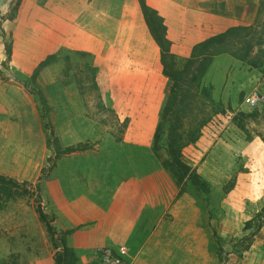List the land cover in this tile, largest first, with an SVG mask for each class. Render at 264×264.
I'll return each instance as SVG.
<instances>
[{
    "label": "rangeland",
    "instance_id": "1",
    "mask_svg": "<svg viewBox=\"0 0 264 264\" xmlns=\"http://www.w3.org/2000/svg\"><path fill=\"white\" fill-rule=\"evenodd\" d=\"M218 1L148 0L167 21L199 11L195 26L178 22L187 25L189 49L178 58L240 27L203 53L206 71L179 112L184 138L203 121L181 148L203 187L177 182L161 164L163 147L152 149L170 82L136 0H0V177L13 182H0V264H55L67 234L54 221L58 199L82 189L105 199L127 178L155 202L154 219L164 211L165 264H264V209L256 214L264 206V145L246 144L264 138V99L242 101L253 90L264 96V0H220L222 13ZM98 247L79 255L68 247L65 261L97 264Z\"/></svg>",
    "mask_w": 264,
    "mask_h": 264
},
{
    "label": "crops",
    "instance_id": "2",
    "mask_svg": "<svg viewBox=\"0 0 264 264\" xmlns=\"http://www.w3.org/2000/svg\"><path fill=\"white\" fill-rule=\"evenodd\" d=\"M145 2L158 10L148 0H145ZM219 3L220 0L217 4V10L221 11L218 13H222ZM230 8L226 6L227 11L231 10ZM188 13L182 14V18L175 20L170 16L169 21H167L164 15L159 13L164 18L166 24L165 35L170 41V52L174 55H185L187 53L186 51L189 50L187 41H185V38H182L185 35L182 29L187 25H182L178 22L186 19L190 24L195 26L193 17L194 15L198 16L199 11L196 8H190ZM227 18L231 19L228 16ZM231 25L229 24L228 26ZM175 26L179 30H175L174 32L172 28ZM207 26L209 31L213 27V24L207 23ZM199 29H202L200 25ZM179 40L180 43L176 45L175 42ZM177 46L178 49H176ZM185 46L187 48L184 52L182 50H185ZM156 69L158 68L156 67ZM246 144L249 146L259 144L261 146L264 145V142L260 139L258 142L255 138H251L247 140ZM142 188L141 182L137 179L127 178L118 183L117 186L107 188V193L104 192V195H106L105 199L96 196V200H90L88 193L84 192L83 189L75 197L69 195L70 197L62 199L61 201L58 199L57 204L59 202L62 204H58L56 207L57 215L54 221L60 223V228L57 227L58 230L60 229L59 231L67 232L65 240L66 246L73 248L76 254L79 255L84 251L91 252L96 246L125 244L128 248L126 259H128L129 264H142L143 262L165 264L164 262H166L167 258L163 252L165 234L161 229L164 225V211H159L156 219L151 216L149 211L150 207L148 206L155 202L151 198L148 200L149 198L142 191ZM108 193H110L109 197L107 196ZM61 194L64 195L63 192ZM68 194L67 192L66 195ZM158 204L160 206L162 202ZM189 243L191 245V242ZM196 251V248L190 251L192 258H197ZM199 254H201V251ZM191 257L190 260L192 259ZM15 264L40 263L35 260H32L30 263L25 260H20L18 262L16 261Z\"/></svg>",
    "mask_w": 264,
    "mask_h": 264
},
{
    "label": "trees",
    "instance_id": "3",
    "mask_svg": "<svg viewBox=\"0 0 264 264\" xmlns=\"http://www.w3.org/2000/svg\"><path fill=\"white\" fill-rule=\"evenodd\" d=\"M137 3L146 28L158 47V58L161 65L160 72L170 82L167 98L159 111L158 121L152 133V149L155 151L163 147L166 157L160 160L161 164L169 170L177 182L181 179H187L190 184L197 183L199 186L205 187V182L195 170L181 159V148L197 139L199 127L203 121L197 122L194 127L190 128L186 133L187 136L184 138L178 131L182 127L179 112L183 110L182 106H187L186 101L191 94L190 84L195 83L198 86L201 76L206 71V60L202 58L203 53H209L211 49L223 43L229 36L236 34L237 29L240 27L231 26L216 33V35L204 38L192 46L189 55L178 58L170 52V41L165 35L166 24L164 18L156 9L146 4L145 0H137ZM8 53L9 51L6 48V54ZM44 62L45 60L37 66L41 67ZM251 138L248 137L246 140H250ZM260 140L264 142V138H260ZM159 142H161L162 146L158 145ZM0 182L13 184L9 178L5 177H0ZM263 209L264 206L256 214L259 216L260 211ZM38 214L40 219L44 221L45 215L40 210H38ZM261 220L262 216L258 218L254 226L255 229L259 228ZM45 224L47 231L52 232V228L47 220ZM59 242L61 255L55 256V264H63V262L70 264L65 260L66 257L70 258L72 253L65 245L64 239L59 240Z\"/></svg>",
    "mask_w": 264,
    "mask_h": 264
},
{
    "label": "built area",
    "instance_id": "4",
    "mask_svg": "<svg viewBox=\"0 0 264 264\" xmlns=\"http://www.w3.org/2000/svg\"><path fill=\"white\" fill-rule=\"evenodd\" d=\"M264 96L257 90H253L243 98V102L254 106L263 101ZM128 248L125 244H119L114 247L102 246L96 250L97 264H122L126 257Z\"/></svg>",
    "mask_w": 264,
    "mask_h": 264
}]
</instances>
